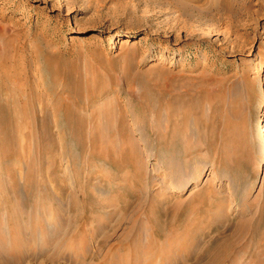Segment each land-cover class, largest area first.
<instances>
[{"label": "rangeland", "instance_id": "1", "mask_svg": "<svg viewBox=\"0 0 264 264\" xmlns=\"http://www.w3.org/2000/svg\"><path fill=\"white\" fill-rule=\"evenodd\" d=\"M262 126L264 0H0V264H264Z\"/></svg>", "mask_w": 264, "mask_h": 264}, {"label": "bare ground", "instance_id": "2", "mask_svg": "<svg viewBox=\"0 0 264 264\" xmlns=\"http://www.w3.org/2000/svg\"><path fill=\"white\" fill-rule=\"evenodd\" d=\"M258 131V130H257ZM260 135H262V133L264 132V127L262 126L261 128H260ZM257 133V132H256ZM259 136L257 135V138H258ZM260 140V139H259ZM259 140H258V142H259ZM263 141V140H262ZM260 143V142H259ZM261 146H264V145H262V142H261ZM258 148H261L260 146L258 147ZM264 150V149H263ZM231 243V241L230 240H227V243H225V244H222L221 245V248H219L218 249V251L214 254V259L216 260L213 264H220V262H222V258H225L226 257V253H227V251H229V250H232V246L233 245H231L230 244ZM234 244V243H233ZM237 244V243H236ZM235 244V245H236ZM234 245V246H235Z\"/></svg>", "mask_w": 264, "mask_h": 264}]
</instances>
